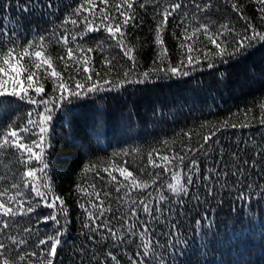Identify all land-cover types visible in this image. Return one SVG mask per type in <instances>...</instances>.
<instances>
[{
    "label": "trees",
    "instance_id": "1",
    "mask_svg": "<svg viewBox=\"0 0 264 264\" xmlns=\"http://www.w3.org/2000/svg\"><path fill=\"white\" fill-rule=\"evenodd\" d=\"M49 2L55 7L44 6ZM93 3L96 7L82 15L99 17L100 7L112 15V5L120 0H109L108 5L101 4L100 0ZM173 3H180L182 7L169 17L161 33L173 65L182 58V51L187 52V48H179L183 26L191 31L195 25L207 23L215 30L221 24H228L236 33L244 34L247 24L251 23L257 31L264 32V13L261 12L264 5L260 0H153L143 9L134 2L138 26H129L127 31L131 34L129 40L141 47L136 74L131 79H143L140 74L153 66L156 22L161 18L159 13L171 8ZM233 3L238 10L232 8ZM197 4L201 8L211 7L201 11ZM26 5L32 7L21 11ZM78 6V0H0V30H15L17 54L22 53V46H27L25 41L38 43L43 35L47 46L45 56H51L53 67L66 76L68 73L58 60L61 55L66 57V49L57 40L65 29L78 31L70 22L63 24L65 19L79 21L80 18L73 15ZM185 13L186 18L182 15ZM181 20L184 25L177 26ZM103 35L97 32L79 41L95 50L88 54L92 56L89 67L95 66L102 73L107 70L101 68L105 57L122 58L119 49L108 46L111 42L105 43L103 51L97 49L93 37ZM236 38L227 37L229 42ZM3 39L7 41L8 37ZM186 44L194 49L203 48L207 41L201 34L198 39L194 36L187 40ZM34 50L39 48L30 52ZM232 50L229 47V51ZM200 58L199 65L188 69V76L173 77L159 72L143 84L125 83L111 91L73 97L63 105L58 103L51 121L50 146L45 152L49 164L47 183L51 187L50 196L59 195L69 215L68 223L60 227L64 235L53 264H97V261L115 264L109 252L120 264H264V43L256 42L239 56L225 57V62L205 61L202 53ZM124 61L126 58L122 59ZM209 62L214 64L212 68L207 66ZM21 63L41 77L40 82L45 83V98L52 95L51 81L44 79L46 66L35 70L27 57ZM107 78L119 84L123 71L117 66ZM34 107L15 98L0 102V141L14 126H24L27 114ZM245 124L248 126L244 127ZM204 137L210 139L205 142ZM18 155L11 150H0V176L5 177L0 181V190L15 182L22 186L21 192L27 194L23 198L31 197L32 203H36L37 198L27 186L30 178L23 177L27 169L18 161ZM177 155L185 156L183 164L173 160ZM150 156L161 167L149 165ZM163 156L172 160L168 172L164 171ZM192 160L196 161V167L192 170L193 184L186 185L187 194L172 193L167 188L169 183L175 182L172 173L180 172L182 182L186 183ZM85 165H95L99 175L96 172L84 174ZM113 165L127 168L133 172V178L148 187H129L117 193L115 189L119 184L127 185L130 181L113 171L117 181L110 182L111 178L103 170L112 171ZM29 167L39 168L40 165L33 161ZM37 175L42 184L43 175ZM90 185H95L96 192L100 193L103 206L111 209L96 224L100 225L103 219L110 220L109 227L116 233L115 238L102 225L95 233L83 227L88 216L79 204L84 203L95 212L89 201L100 203L94 195L89 197L77 191L78 187H83L91 193ZM104 192L110 195L104 197ZM8 194L14 195L15 190L9 188ZM161 196L165 197L163 201ZM141 200L149 204L151 214L144 213L142 206H138ZM133 207H136L135 217L131 215ZM50 211L42 207L26 216L17 215L8 221L9 228H0V243L7 245L10 264H42V253L50 249L39 245V240H47L59 227L51 221L40 222ZM58 218L63 224L65 218L62 215ZM145 221L149 233L142 239L140 234ZM129 227L134 228L135 234L128 231ZM13 239H23L26 243L13 246ZM149 240L148 255L144 256L142 244ZM32 252L41 255L39 258L26 256L24 261L19 259L20 255Z\"/></svg>",
    "mask_w": 264,
    "mask_h": 264
},
{
    "label": "snow or ice",
    "instance_id": "2",
    "mask_svg": "<svg viewBox=\"0 0 264 264\" xmlns=\"http://www.w3.org/2000/svg\"><path fill=\"white\" fill-rule=\"evenodd\" d=\"M134 2L139 3V7L143 9L147 4L153 2V0H142V2L141 0H120V3L112 5L114 9V14L112 15H109L104 7H100L99 17L86 14L82 15V13H87L89 8L96 7L93 0H78L79 6L74 9L73 15L80 18L79 21L78 19H71L70 21L68 19L63 20L64 25L70 22L78 31L72 32L69 29H65L57 40V43L63 45L66 49V57L64 55L58 57V60L63 64L64 72L68 73L66 76H62L61 72L53 67L51 56H45L44 49L47 46L44 43L45 37L43 35L39 37L38 43L34 41H25L27 46H22V53L17 54L15 50L17 39L15 30L11 32H9L7 28L0 30V102H4L9 98H15L35 106L33 110L27 114L28 119L24 126L16 125L7 134L3 135V139L0 141V150H11L19 154L17 156L18 161L27 169L23 172V177L26 179L30 178L31 182L27 186L30 187L31 193L37 198L36 203H32L31 197L24 199L23 197L27 194L22 193L20 190L22 186L15 182L9 187L0 190V228H9L10 224L8 221L14 219L17 215L26 216L38 211V209L42 207L50 209L51 211L45 214L40 222L48 224L49 221H51L59 227L54 230L52 235L47 237V240H39V245H47L50 249V251L42 253L44 257L42 264H53V258H58L57 247L62 244V237L64 235L60 232V227H64L68 223L67 217L69 215V210L65 207V201L59 195L50 196L51 187L47 183L48 173L46 170L49 168V164L46 162L45 152L46 148L50 146L49 137L51 121L53 120L54 109L58 103L63 105L64 101L70 100L73 97L81 98L92 93L111 91L113 88L119 87L125 83L143 84L153 74L159 72H164L166 75L173 77L188 76L190 74L188 69H194L195 65L201 63L200 53L203 54L205 61L220 59L222 62H225V57L231 58L239 56L256 42L264 43V32L257 31L253 28L251 23L247 24L244 34H240L236 33L228 24H221L218 28L213 30L209 24L199 23L189 31L187 26H183L184 20H181L180 24L177 25L183 26L181 32L183 40H181L179 48L181 50L187 48V52L185 53L182 51V58L177 64L173 65L169 59L168 50L164 47V39L161 35L162 31L165 30L169 17L173 16L174 13L182 7L180 3H173L171 8H164L163 11L159 13L161 18L156 22V27L154 29L153 66L140 74L143 79H131L130 77L136 74L135 69L139 64L138 56L141 47V45L129 40L131 34L127 31L129 26L132 28L138 26ZM100 3L108 5L109 0H100ZM260 3L264 5V0H260ZM44 6L47 8L55 7L51 2ZM31 7L32 5H26L21 11H29ZM196 7L201 11H205L208 7H211V5H206L204 8H201V6L197 4ZM122 8L128 11H124ZM232 8L237 9V5L233 3ZM261 12L264 13V7H261ZM182 15L186 18L187 14L185 13ZM95 20H99L100 23L95 24ZM81 25L83 26L81 27ZM248 29H251V34H248ZM97 32L104 33L101 37H93V39L97 41V49L103 51L105 43L111 42L108 46L112 49H119L122 53V58H118L115 55L111 58H104L101 68H106L107 70L103 73L97 70L95 66H92L91 69L89 67L92 56L88 54L93 53L95 50L92 47H86L79 43V41H83ZM201 34L204 36L205 41H207V44L204 45L203 48L197 47L194 49L191 44H186L187 40H191L194 36L198 39ZM172 35L175 37V33ZM229 35H233L237 38L233 42H229L227 39ZM5 36L8 37L7 41L3 39ZM9 44L13 46L8 47ZM70 45H74V47ZM207 45H211L212 47H208ZM229 47H232L233 50L229 51ZM35 48H39V50L30 52V49ZM193 53L196 54L194 55ZM26 57L31 60V65L34 66L35 70H39L42 66H46L44 79L51 81L52 95H48L45 98V83L40 82L41 77L37 75V72L32 70L31 67L21 63ZM123 58H126V61L122 62ZM69 61H71V63H69ZM125 64L127 65L126 67ZM117 66L123 71V79L119 84H114L113 81L107 77L117 70ZM207 66L212 68L214 64L209 62ZM48 69H51V71L48 72ZM34 77H36L35 80ZM25 81L27 82L26 86ZM105 85L109 87L106 88ZM41 106H43L42 109ZM37 109L41 110L37 111ZM34 116L35 118H33ZM225 123L227 124V122ZM262 123H264V121H262ZM232 126L235 127V125ZM243 126L247 127L248 125L245 124ZM30 136L35 137V139H29ZM209 139L210 137H204L205 142ZM201 147L203 148V145ZM34 149H38V151H34ZM124 155H127V153H124ZM161 159L165 162L164 171L168 172V165L172 163V160H170L168 156H163ZM173 160H177L180 164H183L185 156L177 155ZM33 161L40 165V167H29V165L33 164ZM148 163L154 167H161L160 164H156L152 160L151 156L149 157ZM195 167L196 161L192 160L191 167L188 168L186 174V183L182 182L180 172H173L172 178L175 182L169 183L167 188L170 189L172 193L180 190L181 193L187 194L188 188L186 185L193 184L192 170ZM103 171L108 173V176L111 178L110 182L117 181V177L112 174L113 171H118L120 175L124 177L125 181H130L127 185L122 183L119 184L115 189L117 193L129 187L133 189H145L148 187L147 184L139 183L133 178V172L125 167L113 165L112 171H110L109 168H105ZM83 172L84 174L96 172L97 175H99L95 165H85ZM38 173L43 175L44 182L42 184L39 182L40 177L37 175ZM155 175L159 176L160 174L156 173ZM241 175H243V173H241ZM4 179L5 177L0 176V181ZM90 187L93 189L91 193H88L83 187L77 188L78 192L86 193L89 197L94 195L95 199L100 201L99 204L91 203V200L89 201L91 208L96 210L95 212L86 207L84 203L79 204V207L83 209L88 216V222L83 223V227L95 233L102 225L111 234V237L115 238L116 233L109 227L110 220L103 219L100 225L96 224V221L104 217L105 212L111 209L103 206V201L100 200V193L96 192L95 185H90ZM9 188L15 190L14 195L8 194ZM41 188L47 191H42ZM109 195V192L103 193L104 197H108ZM125 195H128V193L125 192ZM164 199V196L160 197L161 201ZM132 204L135 206L137 202L132 201ZM138 206H142L144 213L151 214L152 209L144 200L139 201ZM60 215L65 218L63 224L58 218ZM131 215L133 217L137 215L136 207L132 208ZM143 223L145 227L140 234L142 239L149 233L147 222L145 221ZM92 225L96 226L93 227ZM128 231L135 234L133 227H129ZM25 243L26 241L23 239L12 240L13 246L24 245ZM150 245V240L148 242H143L142 246L144 252L142 255H148ZM6 251L7 245L0 243V258H2L0 264H10V259L7 257ZM39 255L41 254L36 252H32L30 255L25 253L24 255H20L19 259L24 261L26 256L29 258H39ZM108 256L115 264H120L117 257L111 252L108 253ZM97 264H99V261H97Z\"/></svg>",
    "mask_w": 264,
    "mask_h": 264
},
{
    "label": "clouds",
    "instance_id": "3",
    "mask_svg": "<svg viewBox=\"0 0 264 264\" xmlns=\"http://www.w3.org/2000/svg\"><path fill=\"white\" fill-rule=\"evenodd\" d=\"M180 193V190H177L174 194L179 195Z\"/></svg>",
    "mask_w": 264,
    "mask_h": 264
},
{
    "label": "rangeland",
    "instance_id": "4",
    "mask_svg": "<svg viewBox=\"0 0 264 264\" xmlns=\"http://www.w3.org/2000/svg\"><path fill=\"white\" fill-rule=\"evenodd\" d=\"M34 151H36V149H34Z\"/></svg>",
    "mask_w": 264,
    "mask_h": 264
}]
</instances>
